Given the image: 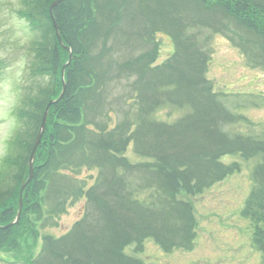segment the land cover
<instances>
[{
    "label": "trees",
    "instance_id": "trees-1",
    "mask_svg": "<svg viewBox=\"0 0 264 264\" xmlns=\"http://www.w3.org/2000/svg\"><path fill=\"white\" fill-rule=\"evenodd\" d=\"M54 1L23 0L20 11L37 32L29 73L39 82L27 87L18 109L21 129L0 168V207L17 197L16 211L3 213L11 221L18 214L29 158L48 104L63 92L70 54L66 89L50 107L24 203L38 200L31 209L42 213L43 204L51 216L72 199L86 203L69 232L44 237L32 264H143L125 250L147 238L166 252L190 247L196 220L181 196L238 171L221 160L230 154L262 156L243 216L264 224V139L226 131L236 116L207 78L205 41L206 32L224 33L250 64L264 66V0H66L54 8L65 46L50 16ZM159 32L175 45L161 63ZM165 105L190 113L174 123L155 120ZM130 147L142 161L125 156ZM83 167L100 169L87 189ZM148 189L155 191L150 201H139L136 192ZM12 228L0 230V248L11 243ZM257 228L264 251V226Z\"/></svg>",
    "mask_w": 264,
    "mask_h": 264
},
{
    "label": "rangeland",
    "instance_id": "rangeland-1",
    "mask_svg": "<svg viewBox=\"0 0 264 264\" xmlns=\"http://www.w3.org/2000/svg\"><path fill=\"white\" fill-rule=\"evenodd\" d=\"M23 10V0H0V168L6 156L12 153L9 142L21 129L17 114L25 90L28 86L35 89L39 82L29 73L32 63L30 50L37 32L20 15ZM206 34L209 53L207 78L219 99L236 116V121L227 126L226 131L264 139V66L250 64L241 49L224 33ZM156 40L161 63L174 53L175 45L166 33L156 34ZM188 113L187 108L165 105L154 113L153 118L174 123ZM125 156L132 162L143 160L134 154L131 147ZM221 160L227 165L238 166V171L201 194L181 196L192 203L196 220V234L190 247L166 252L153 238H147L141 248H136V244L128 246L126 254L143 264H264V251L256 243L257 226L264 224L243 216L262 156L247 159L241 154H230ZM99 173L98 168L83 167L79 178L86 182L87 189L95 184ZM154 192L150 189L137 191L135 196L139 201L148 202ZM16 198L5 208L0 207V223L13 218L8 219L3 212L16 211ZM36 201H25L21 219L12 228L11 243L0 248V264H32L41 251L45 236H63L84 216L86 201L83 197L68 201L64 211L52 216L43 204L42 213L34 212L31 208L35 204L31 203Z\"/></svg>",
    "mask_w": 264,
    "mask_h": 264
},
{
    "label": "water",
    "instance_id": "water-1",
    "mask_svg": "<svg viewBox=\"0 0 264 264\" xmlns=\"http://www.w3.org/2000/svg\"><path fill=\"white\" fill-rule=\"evenodd\" d=\"M64 1H66V0H55L51 4V7H50V16H51V19H52V22H53V25H54V28H55L57 37H58L59 41L61 42V44H63V39H62V36H61V33H60L59 25H58V23L56 21V18L54 16V8L57 7L58 5H60ZM68 48H70V47H68ZM71 61H72V55L70 54V58H69V61H68L67 65L70 64ZM67 65L64 66L63 72H62V79H63V84H64L63 92H62L61 96L57 100H52L48 104V107H47V110L45 112L44 119H43V122H42V125H41V128H40V131L38 133V136L36 138L35 144L33 146V150H32L31 156L29 158V178L23 184V186L21 188V192H20V202H19V211H18L17 217L10 224H8L6 226H1L0 229H8V228L14 226L15 224H17L19 222V220L21 219V214H22V210H23V200H24L23 199V195H24V191H25L28 183L32 180V178L34 176V170H35L34 162H35V159H36V155H37L38 148H39L40 143H41L42 138H43V134H44L45 129H46L47 119H48V114H49L50 107L54 103H56L57 101H59L61 99V97L64 94V91L66 89V84H65V69H66V66Z\"/></svg>",
    "mask_w": 264,
    "mask_h": 264
}]
</instances>
